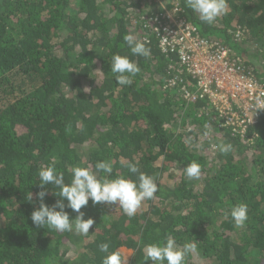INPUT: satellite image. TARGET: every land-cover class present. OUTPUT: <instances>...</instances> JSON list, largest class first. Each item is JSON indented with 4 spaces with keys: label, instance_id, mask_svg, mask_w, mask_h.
<instances>
[{
    "label": "trees",
    "instance_id": "trees-1",
    "mask_svg": "<svg viewBox=\"0 0 264 264\" xmlns=\"http://www.w3.org/2000/svg\"><path fill=\"white\" fill-rule=\"evenodd\" d=\"M226 3L209 25L185 0H0V264H102L104 242L129 255L127 264H153L143 262L145 245L169 234L180 247L196 244L184 264H264V115L244 132L221 127L210 98L186 94L196 79L144 28L170 13L188 19L264 83V0ZM127 34L147 36L150 56H134ZM113 54L139 66L131 85L116 82ZM222 142L231 151L221 153ZM53 159L66 183L73 166L95 170L99 160L113 164V178L136 179L126 164L138 162L158 191L131 218L89 200L87 235L37 227L36 193L46 189L48 205L59 199L56 186H39ZM191 161L198 179L184 173ZM240 202L248 219L238 228L226 213Z\"/></svg>",
    "mask_w": 264,
    "mask_h": 264
},
{
    "label": "clouds",
    "instance_id": "clouds-1",
    "mask_svg": "<svg viewBox=\"0 0 264 264\" xmlns=\"http://www.w3.org/2000/svg\"><path fill=\"white\" fill-rule=\"evenodd\" d=\"M186 6L199 14V19L206 24H213L216 19L227 11L226 0H185ZM124 41L134 56L149 57L151 49L147 46L148 37L139 38L133 34L124 36ZM111 73L114 74L116 82L121 86L131 85L133 78L139 73L140 68L128 55L113 54L111 58ZM255 114L264 110V92L255 97L252 105ZM221 153H228L232 149L230 143L218 145ZM129 172L137 174L136 179L117 175L112 177L113 164L108 160H99L95 164V170L91 165H76L71 168V179L65 182L64 173L56 167L53 159L47 166L39 169V186L44 189L46 185H54L59 189V199L52 205L44 202L47 190L36 193L40 203L31 213V220L37 227L47 226L59 232H72L87 235L89 229L95 223L92 217L85 218L81 209L88 205L91 200L93 205L108 204L118 205L128 217L136 215L145 200L154 199L158 191V185L153 175L140 170L138 162L126 164ZM173 171H175L173 169ZM201 166L196 161H191L184 166V173L190 179H198ZM102 173L103 175H100ZM32 200V194L27 196ZM65 201L67 203H65ZM71 209L76 213L70 218L68 211ZM236 227L245 225L248 219V206L244 202L233 205L229 213ZM109 243L99 245L102 252L107 253L102 258V264H127L128 256L120 250L109 252ZM144 261L151 260L153 264H184L189 253L196 250L194 242H186L183 247L177 245L175 239L169 234L161 242L150 243L144 247Z\"/></svg>",
    "mask_w": 264,
    "mask_h": 264
},
{
    "label": "built area",
    "instance_id": "built-area-1",
    "mask_svg": "<svg viewBox=\"0 0 264 264\" xmlns=\"http://www.w3.org/2000/svg\"><path fill=\"white\" fill-rule=\"evenodd\" d=\"M162 18L149 21L144 28L156 38L163 54L177 56L181 72L196 79L197 89L184 88L186 94L192 99L210 98L219 112L221 127L233 126L244 132L247 125L257 122L264 110L255 114L252 105L264 92V83L254 71L246 70L228 45L202 36L188 19L171 13Z\"/></svg>",
    "mask_w": 264,
    "mask_h": 264
},
{
    "label": "rangeland",
    "instance_id": "rangeland-1",
    "mask_svg": "<svg viewBox=\"0 0 264 264\" xmlns=\"http://www.w3.org/2000/svg\"><path fill=\"white\" fill-rule=\"evenodd\" d=\"M233 54H234V53H233ZM250 69H251L252 71H254L252 67H250ZM207 128H208V125H207ZM210 128H212L211 130H212L213 132H216V133H219V134L221 133V132H219V131H217V130H213V127H210ZM203 141H205V140L202 139V141H201L200 143H201V144L204 143ZM202 147H203V145H202ZM204 147H205V146H204ZM177 172H178V171H176L175 173H177ZM165 181L171 183V182H172V178H171V179H169V178H165Z\"/></svg>",
    "mask_w": 264,
    "mask_h": 264
}]
</instances>
